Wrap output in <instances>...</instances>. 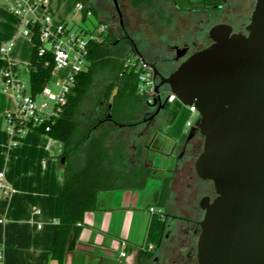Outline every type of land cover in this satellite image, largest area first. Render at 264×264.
<instances>
[{"label":"crops","instance_id":"1","mask_svg":"<svg viewBox=\"0 0 264 264\" xmlns=\"http://www.w3.org/2000/svg\"><path fill=\"white\" fill-rule=\"evenodd\" d=\"M78 1L82 0H76V3ZM49 2L47 8L36 9L34 14H48L51 25L64 22L63 7L72 0ZM127 3L129 5V0ZM96 15L103 25L99 13ZM9 42L13 45L7 54L8 59L16 65L19 73L21 64H25L27 71L33 50L30 37L22 34L20 17L9 10L5 0H0V47ZM8 59L0 57V170L4 171L12 192L9 197L0 195V264H57L52 251L59 228L64 168L66 164L74 170L81 167L85 144L65 156L64 143L40 129L29 128L16 135L7 130L5 113L15 109L12 95L5 92L1 84V72ZM63 70L65 77L70 71ZM93 118L94 115L87 117L80 135ZM167 121L168 117L158 115L149 121L153 123L149 127L145 122L121 127L105 121L92 128L87 138L106 128L109 153L113 154L114 147L123 150L125 166L119 167L123 173L143 167L150 177L141 187H119L100 192L95 208L86 211L82 222L78 223L81 228L79 236L65 254L63 264L143 262L146 259L140 255L139 248L152 243L148 236L155 215L150 214V207L168 212L161 232L172 227L176 215L193 218L179 221V225L185 226L193 225L194 220L202 216L199 200L204 191L212 189V184L200 180L192 170L184 172L177 166L176 154L187 135L174 128V121ZM150 127H158V130L151 133ZM78 138L77 135L73 142ZM165 177L170 178V193L164 206L159 207L158 197ZM121 242L127 245L124 258L119 257ZM145 264L174 263L167 251L159 247Z\"/></svg>","mask_w":264,"mask_h":264},{"label":"water","instance_id":"2","mask_svg":"<svg viewBox=\"0 0 264 264\" xmlns=\"http://www.w3.org/2000/svg\"><path fill=\"white\" fill-rule=\"evenodd\" d=\"M246 31L213 25L210 44L168 76L146 63L133 43L159 79L154 102L159 87L167 85L181 105L194 106L198 114L186 141L197 133L203 137L194 170L212 183L215 197L204 196L199 204L204 214L197 264H264V0H255Z\"/></svg>","mask_w":264,"mask_h":264},{"label":"trees","instance_id":"3","mask_svg":"<svg viewBox=\"0 0 264 264\" xmlns=\"http://www.w3.org/2000/svg\"><path fill=\"white\" fill-rule=\"evenodd\" d=\"M178 13H207L217 14L223 5V0H168ZM153 0H129L133 9L149 8ZM93 13H96L90 6ZM162 17V16H161ZM99 23L98 25H100ZM97 25V26H98ZM96 26V27H97ZM30 40L33 45L32 56L28 65V92L35 97L49 85L54 67L51 53L38 55L40 41V26L30 27ZM96 29V28H95ZM89 33V31H83ZM102 39L87 42V65L76 75L75 83L62 106L60 114L47 123L49 131L45 132L65 145L64 155H70L82 144H85V158L81 167L74 170L68 164L64 168V179L61 195V212L59 228L53 244L52 258L57 264H63L64 256L77 240L80 233L78 223L82 222L86 211L95 208L100 192L119 187H141L150 175L143 167L123 173L119 167L125 166L123 150L113 148L110 154L106 148L108 130L90 136L93 127L109 121L115 126L129 127L144 123L152 114L147 96L138 91V75L144 70L139 68L141 61L133 47L128 46V40L123 36L114 38L110 31L101 33ZM98 73H106L109 80L104 89L96 97L93 122L83 134L77 114L88 89ZM181 104L175 100L167 109L168 123L176 118ZM43 132L42 128H38ZM79 136L76 142L74 138ZM119 147V146H118ZM122 153V154H121ZM170 193V178L162 180L158 206H164ZM165 219L155 215L149 228L148 241L158 243L159 236L168 217ZM139 248L141 256L145 255Z\"/></svg>","mask_w":264,"mask_h":264},{"label":"rangeland","instance_id":"4","mask_svg":"<svg viewBox=\"0 0 264 264\" xmlns=\"http://www.w3.org/2000/svg\"><path fill=\"white\" fill-rule=\"evenodd\" d=\"M82 1L85 5L92 6L93 10L99 13L103 25L107 31L112 33L114 38H121L124 36V33H127L128 46L133 47L134 43L144 61L148 64L155 61L154 63H156L158 67L164 65L163 63L166 59H175V50L171 48V45L173 44L188 43L191 50H197L207 46L211 42L208 37V30L217 22L229 18V11L233 9L231 7L230 9L227 8L226 4L225 9L216 15L208 16L204 13L184 15L178 14L172 4L167 0H153L151 7L140 9L131 8L128 5L127 0H117L122 15L121 24L112 0ZM240 2L242 6L245 7L242 8L241 14L247 20L250 14L249 9L247 8H249L250 5H254V0H249V3L243 1ZM75 5L76 0H72L70 4H66L65 7H63L66 17L63 19L64 22H61L67 23L68 27L77 32L93 31L99 24L96 13H93L90 16H83L81 12L76 11ZM61 22L51 25L50 27L55 28L60 26ZM192 41L195 42L194 47L191 45ZM179 62L180 61H173L168 67L173 70L178 66ZM19 69H21L20 74L25 80V84L28 85L29 71H26L25 64H21ZM64 74L65 70L63 69H53L49 87H51L54 92L58 89L55 83L59 78H63ZM108 80L109 76L106 73H98L95 75L93 83L81 102L77 114L80 129L84 128L87 124V117L96 113V97L104 89ZM28 87L29 86H27V88ZM167 92L169 93L168 86L161 89L163 95H166ZM45 100L48 104V107L46 108L47 111H51L54 103L52 101H47V99ZM41 101L45 102L42 99ZM160 114L164 115L163 112H160ZM197 117L198 114L190 112L188 106L181 105L179 112L174 119V128L176 127V130H180L181 133L186 136L190 129L189 126H186L187 120L192 119L194 122ZM214 196L215 193L212 197Z\"/></svg>","mask_w":264,"mask_h":264},{"label":"built area","instance_id":"5","mask_svg":"<svg viewBox=\"0 0 264 264\" xmlns=\"http://www.w3.org/2000/svg\"><path fill=\"white\" fill-rule=\"evenodd\" d=\"M9 10L20 17L22 23V34L31 35L30 27L38 24L40 26L41 46L38 55L51 53L53 57L54 67L56 69H69V74L60 78L55 85L57 91L54 92L49 85L45 86L42 91L33 97L25 84V80L17 71L16 65L8 59V52L12 47V43H6L0 47V57L8 59V64L1 72V84L5 92H9L15 103V109L5 113V127L12 134L24 133L29 128H42L43 132L49 131L47 123L53 121L59 116L62 106L67 100L76 79V75L86 68L87 65V42L89 39L99 41L102 39L101 33L106 30L105 26L100 24L93 31L85 33L83 31H74L67 26V23H61L60 26L51 28V17L48 14L36 16L35 10L39 8H47L49 0H5ZM76 11L81 12L83 16L93 14L91 9H87L82 1H78L75 5ZM144 70L138 75V91L147 96V102L151 103L157 96L155 92V79L151 70L141 60L139 68ZM44 100L45 102L41 101ZM47 101L54 103L53 109L47 111ZM168 102L176 100L175 96L168 93ZM190 112L196 113L194 106H188ZM192 119L186 123L187 126L193 125ZM12 187L6 180L4 171L0 170V195L9 197ZM151 215H158L161 219H165L163 210L158 207H150ZM121 251L119 257L124 258L127 255L126 242L120 243ZM142 249L151 250L153 243H148L140 247ZM1 258V255H0Z\"/></svg>","mask_w":264,"mask_h":264},{"label":"flooded vegetation","instance_id":"6","mask_svg":"<svg viewBox=\"0 0 264 264\" xmlns=\"http://www.w3.org/2000/svg\"><path fill=\"white\" fill-rule=\"evenodd\" d=\"M240 1L248 2L249 0H223V5L220 10L221 12L225 9L226 4H227V8L230 9L231 7L233 9L229 11V14H228L229 18L219 21L216 24L226 23L232 27L233 32H241V33L246 34L247 33L246 26L250 22V16H251V13L255 5V0H254V5H250L249 8H247L250 11V14L247 20L241 14L242 8H245V7L242 6ZM189 14H192V13H189ZM204 14H207V13H204ZM207 15L211 16L209 14ZM123 35L126 39H128L127 33H124ZM191 45L192 47H194L195 42L192 41ZM171 48L175 50V53H176L175 59L164 60V63H163L164 65H161L160 67H158L156 63H154L155 61L153 63H150V64L155 65V67L157 66L156 68L162 76H168L174 70V69L171 70L170 67H168L169 65L173 63V61L181 62L186 56L196 51V50H191L190 45L188 43L173 44L171 45ZM185 48L187 50L184 53V55L179 56L181 53V50ZM149 69L151 70V68ZM158 82H159V79L157 78L155 80V84H157ZM165 86L167 85H162L159 87V92H158L159 98L157 99V101L154 102V100L156 99L155 97L154 100L151 103H149L151 105L149 108V111H151L152 114L145 121V123L148 124V127L153 126V123L150 124L151 122L149 123V121H152L158 115H162L160 114V112H163L164 114L163 116L167 117V113H166L167 109L169 106H171V104H173V102H168L167 100L168 92L166 95H163L161 93V89L164 88ZM150 128H151V133H155L158 130V127H150ZM202 139L203 137L197 133L194 137L190 138L188 141H186V138H185L184 144L178 149L177 154H176L177 166H179L182 171L186 172V171L192 170V172L195 173L194 162H195L196 157L198 156V154L200 153L202 149V145H203ZM214 193L215 192H214L213 185H212V189L210 190L208 189L207 191H204L203 195L200 197L199 204H200L201 199L204 196H208L210 199H213L215 197V196L212 197ZM201 212H202V216L199 219H195L194 224L191 226H185L183 224L179 225V221L180 220L190 221L193 218H186L185 216L181 217L179 215L174 216L176 219L175 220L176 222L166 232L165 231L161 232L158 243L153 244V248L151 250L143 249L145 250L144 251L145 255H143L142 258L146 260L142 259L143 262H140L138 264H145V262L150 259L152 252L159 247L167 251V256L171 259V261L174 264H197V241H198L199 234H200V227L198 223L202 220L204 211L201 209Z\"/></svg>","mask_w":264,"mask_h":264}]
</instances>
